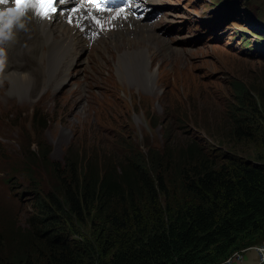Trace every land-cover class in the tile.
Wrapping results in <instances>:
<instances>
[{
    "label": "trees",
    "instance_id": "1",
    "mask_svg": "<svg viewBox=\"0 0 264 264\" xmlns=\"http://www.w3.org/2000/svg\"><path fill=\"white\" fill-rule=\"evenodd\" d=\"M249 88L205 128L217 147L168 126L146 151L97 144L49 171L26 163L20 173H39L47 203L0 226V264H222L263 242L264 89Z\"/></svg>",
    "mask_w": 264,
    "mask_h": 264
},
{
    "label": "rangeland",
    "instance_id": "2",
    "mask_svg": "<svg viewBox=\"0 0 264 264\" xmlns=\"http://www.w3.org/2000/svg\"><path fill=\"white\" fill-rule=\"evenodd\" d=\"M222 1L236 5L235 0H160L163 14L158 17V26L150 27L145 21L151 32L169 45L160 46V54L171 49L187 53H175L152 64L148 68L152 78L147 77L151 84L144 87L138 75H145L143 66L136 62L133 65L138 67L129 70L134 75L125 70L131 75L127 80L118 76L116 63L107 57L114 54L108 41L85 47L80 61H73L68 75L64 73L63 83L46 87L32 99L27 93H9L7 74L0 75V226L8 218L24 225L29 215L40 212L41 201L47 203L42 196L45 187L37 188L39 173L30 178L20 173L26 163H40L49 171L52 163H63L68 150L97 144L100 146L95 148L112 155L126 143L146 151L162 146L168 126L219 146L205 128L220 124L222 116L236 104L242 85L250 93L249 86L258 94L264 89V52L251 54L234 48L251 49L260 39L257 32L264 35V0H236L240 6L222 14L220 27L211 9L221 6ZM223 30L229 36H224ZM156 32L174 42L170 44ZM42 50L44 56L51 54L45 45ZM57 58L56 65L60 62ZM6 176L14 179L6 181Z\"/></svg>",
    "mask_w": 264,
    "mask_h": 264
},
{
    "label": "bare ground",
    "instance_id": "3",
    "mask_svg": "<svg viewBox=\"0 0 264 264\" xmlns=\"http://www.w3.org/2000/svg\"><path fill=\"white\" fill-rule=\"evenodd\" d=\"M59 4L60 12L46 20H42V22L24 20L26 32L19 31L16 41L19 45L25 43L24 52L38 66L29 72L17 71L22 73H14L15 70L5 75L9 83V93H20L22 95L27 93L28 98L32 99L46 87L60 85L62 81L66 80V77L61 78L60 74L67 72L68 75L72 61L76 59L80 61L81 55L86 50L85 47L91 45L92 42L108 41V45L114 54L107 56L108 50L104 51V54H106L109 61L116 63V72L124 81L135 74L129 71L131 66L138 67L133 65V62L142 65L145 75H138L143 87L149 82L147 77L152 78L150 77L152 73L148 72V68L152 64L159 60L163 61L169 57L171 58L175 53L177 55L187 53L171 49L167 54H160V46L169 45L166 40H161L158 35L151 32L150 27L156 28L159 23H152L145 18L134 19L130 15H123L118 8H99L92 3H86L85 0H63V3ZM235 4L229 5L227 1H222V5L213 7L211 13L222 19L224 12L231 11L234 7L240 6L241 3L235 0ZM240 14L242 13L240 12ZM145 21L150 22L148 24L150 27L146 25ZM223 34L229 36L226 30H223ZM259 37L258 44L254 43L251 49H245L246 46L237 45L234 48L251 54H261L264 52V35L257 32V38ZM167 41L170 44L174 42ZM43 45L49 48L51 53L49 56H44ZM57 55L60 57L58 65L55 63V60L58 59ZM67 55L68 58L65 60ZM44 58L47 59L46 65ZM90 62L91 60L86 63V70H89ZM126 64H128L127 69ZM125 70L132 74L128 75ZM64 76L66 75L64 74ZM91 78L90 81L93 84L94 76H91ZM131 81L139 83L136 80ZM34 85L36 86L32 89Z\"/></svg>",
    "mask_w": 264,
    "mask_h": 264
},
{
    "label": "clouds",
    "instance_id": "4",
    "mask_svg": "<svg viewBox=\"0 0 264 264\" xmlns=\"http://www.w3.org/2000/svg\"><path fill=\"white\" fill-rule=\"evenodd\" d=\"M9 4H10V0H0V5H3L0 6V71L3 70L7 60V49L13 43H15L18 32L25 29L24 9H22L21 7L18 9L15 3H14L15 6H8ZM160 9H161V2L160 0H156L155 23L158 22L159 20L158 17H160V14H162V12H159ZM215 19L220 22V27H221L222 19L221 18H215ZM158 33L159 35H161L160 32ZM161 36L169 40L165 35H161ZM182 47L191 49V47L187 45H184Z\"/></svg>",
    "mask_w": 264,
    "mask_h": 264
},
{
    "label": "built area",
    "instance_id": "5",
    "mask_svg": "<svg viewBox=\"0 0 264 264\" xmlns=\"http://www.w3.org/2000/svg\"><path fill=\"white\" fill-rule=\"evenodd\" d=\"M249 248H253L256 251L258 256L257 264H264V243L236 251L229 258H227L222 264H226V263L231 264L235 260H241L243 258L242 256L243 252Z\"/></svg>",
    "mask_w": 264,
    "mask_h": 264
},
{
    "label": "crops",
    "instance_id": "6",
    "mask_svg": "<svg viewBox=\"0 0 264 264\" xmlns=\"http://www.w3.org/2000/svg\"><path fill=\"white\" fill-rule=\"evenodd\" d=\"M242 256L243 258L240 262L235 260L232 264H257V253L253 248L245 250Z\"/></svg>",
    "mask_w": 264,
    "mask_h": 264
},
{
    "label": "snow or ice",
    "instance_id": "7",
    "mask_svg": "<svg viewBox=\"0 0 264 264\" xmlns=\"http://www.w3.org/2000/svg\"><path fill=\"white\" fill-rule=\"evenodd\" d=\"M13 2L16 4L17 8L19 9L22 5L26 3V0H13ZM48 2L49 4L63 3V0H48ZM52 11H56V9L53 8Z\"/></svg>",
    "mask_w": 264,
    "mask_h": 264
}]
</instances>
